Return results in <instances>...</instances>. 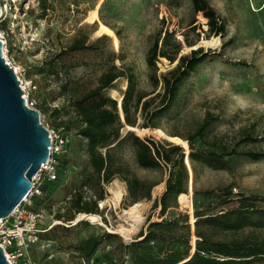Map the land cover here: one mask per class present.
Returning <instances> with one entry per match:
<instances>
[{"label":"rangeland","instance_id":"obj_1","mask_svg":"<svg viewBox=\"0 0 264 264\" xmlns=\"http://www.w3.org/2000/svg\"><path fill=\"white\" fill-rule=\"evenodd\" d=\"M207 1L225 25L223 37L208 36L206 20L200 13H192L191 0H46L49 9L40 23H35L27 17L19 19L13 34L2 36L0 31V37L6 41L8 60L20 70L19 76L36 87L30 97L36 102V110L40 112L43 124L54 129L52 111H60V119L67 120L68 111H72L68 108V101L78 99L94 89L100 75L108 69L109 63L124 75V78H119L113 83L112 90L108 87L104 92L118 104L127 87V74L133 78L135 92L145 95L144 100L161 93V86L153 91L148 80L146 52L158 31H173L177 40L187 39L189 42H195L193 48L183 45L181 55L202 48L204 52L211 54V60L199 66L184 82L175 105L154 121L157 129L149 131L148 128L143 131L140 126L144 120L138 112V127L135 128L134 134L156 143L181 145L183 153L187 154L189 144L184 140L209 113L214 117V121L207 129L208 143L232 146L249 135L260 139V142L254 145L242 144L238 150L264 153V0ZM36 15L38 12L33 13L32 17L35 18ZM193 26L196 29L194 32ZM85 35L88 36L87 46L95 44L102 37L104 39L96 45L95 50H83L56 58L75 37L82 38ZM229 41L233 42L228 44ZM53 61L59 71L56 78L35 74L36 69L48 71ZM156 66L157 75L160 76L174 65L159 59ZM63 86L67 87V92H63ZM112 91H116L119 96H113ZM155 106L156 102L152 104L150 111ZM119 115L121 118V113ZM127 132V126L123 127L120 131L121 137ZM173 134L179 135L183 140L170 137ZM178 142L180 144H174ZM207 142L195 139L194 150L209 151L211 144ZM116 157L127 164L137 178L160 182L152 190L151 201L138 203L142 220L133 230L130 240L120 234V228L131 229V222L125 215V211L131 207L125 184L115 178L110 184L104 185L106 196L101 209L102 220L89 223L94 226L92 230L96 232L104 231V226L107 225L111 233L121 237L125 244H129L146 228L148 219L151 222L160 220L158 209L153 210L152 203L163 193L167 173L165 170H140L135 164L132 148L127 143L117 149ZM233 161L232 168L226 171L197 165L193 175L188 158H185L184 164L189 177L185 195L188 199L183 200L181 205L178 202V209L168 211L163 219L169 220L178 213H186L192 233L193 213L202 202L201 198L193 196L194 191L231 187V193L236 197H264V159L253 161L248 158H236ZM56 183H59V187L53 193L54 202L48 209L42 207L45 215L42 229L49 225L65 226L63 220L57 221L55 218L59 208L60 213H63L61 207H64L67 199L66 192L60 185L61 179ZM113 189L123 191L119 203L112 200ZM52 190L48 187L47 191ZM236 199L225 207H210L209 213H219L237 207ZM80 219L88 221L87 218L77 216L73 223L75 224L76 220L81 221ZM250 233L251 229L245 228L234 234H219L217 239H244ZM85 235L86 232L80 233V236ZM259 237H264V231L259 233ZM193 241L194 237H191V245ZM42 246L43 249L33 251L35 264L75 263L70 252L53 246L51 242L43 241ZM99 255H105V251L102 250Z\"/></svg>","mask_w":264,"mask_h":264},{"label":"trees","instance_id":"obj_2","mask_svg":"<svg viewBox=\"0 0 264 264\" xmlns=\"http://www.w3.org/2000/svg\"><path fill=\"white\" fill-rule=\"evenodd\" d=\"M49 9L46 0H39V12L36 17L29 12V19L43 20ZM191 9L194 15L201 14L206 20L208 36L223 37L226 28L219 15L210 6L207 0H191ZM194 24V23H193ZM0 24V30H4ZM196 29L193 26L192 31ZM88 36L75 37L72 42L60 51L56 58L65 54L76 53L83 50H95V44L87 46ZM233 41H229L231 44ZM183 45L193 48L195 42L177 40L175 33L158 31L146 52V67L148 80L156 91L161 86V93L144 100L145 95L135 92L134 81L126 75L127 87L122 94L120 118L118 103L105 90H112L113 83L124 78L121 71L109 63L108 69L97 80V86L83 94L80 98L68 101L69 118L60 119V111L53 110L55 131L70 136L71 142L58 158L59 169L57 181L48 183L43 188V195L36 199L35 209L43 211L50 208L54 202L53 193L59 187L66 192V202L63 213L60 208L55 214L57 221L63 220V225L52 226L40 235L42 241L51 242L53 246L72 254L74 264H90L102 262L119 263L127 257L128 264H264V237L259 233L264 231V197L259 196H233L231 187L216 190H203L193 192L195 198L202 202L193 213V229L190 230L189 217L186 213H178L169 220L163 217L170 210L178 209V202L188 199L187 193L188 172L184 159L188 158L193 175L196 166L206 167L217 171L231 169L236 158H248L258 161L264 159V153L256 151H240L238 147L254 145L260 139L244 136L235 145L208 143L207 129L214 121V117L207 113L194 132L184 141L189 144V152L183 153L182 146L170 143H156L151 139H141L133 132H127L121 137L123 127L137 128L138 112L144 123L141 129H157L153 124L163 114L167 113L176 103L184 82L197 70L199 66L211 60V54L202 48L191 50L181 55ZM159 59L166 60L174 65L165 74L158 76L156 66ZM121 60V59H119ZM49 65L48 71L36 69L35 74L54 79L58 76V66ZM67 92V87H61ZM144 100V101H143ZM156 106L150 111L153 103ZM58 120V121H57ZM74 135H73V134ZM170 137H178L173 134ZM195 139L211 144L209 151L194 150ZM74 140V141H73ZM183 140V139H182ZM129 144L134 154L136 166L146 172L167 173L164 181V191L158 199L153 200L152 209H158L159 221L147 220L145 229H142L129 244H125L121 237L111 233L107 225L104 231H94L89 221H78L77 216L95 215L102 220V210L98 204L105 200L104 185L110 184L115 178L125 184L126 196L130 206L142 201H151L152 190L160 182L137 178L120 158L116 151L122 144ZM174 144H180L174 143ZM182 147V148H181ZM71 150V152H69ZM69 152V153H68ZM83 152V153H82ZM70 172L68 173V171ZM51 187L52 191H47ZM49 192V193H47ZM236 199L237 207L219 213H209L210 207H225ZM43 207V208H42ZM250 228L251 233L244 239H217V235L237 233ZM86 232L85 236L80 233ZM191 237H194L191 245ZM104 250L105 255L99 253Z\"/></svg>","mask_w":264,"mask_h":264},{"label":"water","instance_id":"obj_3","mask_svg":"<svg viewBox=\"0 0 264 264\" xmlns=\"http://www.w3.org/2000/svg\"><path fill=\"white\" fill-rule=\"evenodd\" d=\"M2 49L0 41V221L30 192V180L48 159L50 149L40 114L25 105L18 77L5 63ZM118 110L122 115L121 101ZM5 258L0 248V264H9Z\"/></svg>","mask_w":264,"mask_h":264},{"label":"built area","instance_id":"obj_4","mask_svg":"<svg viewBox=\"0 0 264 264\" xmlns=\"http://www.w3.org/2000/svg\"><path fill=\"white\" fill-rule=\"evenodd\" d=\"M38 10L39 0H0V24H4L5 26L3 31L0 30L2 36L13 34L15 26L20 20H23L25 17L28 18L27 14L29 12L37 13L39 12ZM41 21L36 20L35 23H40ZM0 41L3 45L2 53L5 63L11 67L18 77L25 105L28 108L36 110V102L30 97L36 90V87L19 76L20 70L15 68L8 60L5 39L0 37ZM41 124L48 131L50 140L49 157L31 178V190L27 196L7 219L0 221V248L9 264H35L33 251L38 248H44L40 235L48 231L51 226L49 225L45 229L41 228L44 224L45 215L43 211L35 209V201L43 195V188L46 184L57 181L58 158L71 142L70 136L62 135L59 131L57 132L45 126L43 119H41ZM102 205L103 202L98 204L100 210L102 209ZM98 218L101 220L100 217ZM71 224L73 225L74 223ZM127 262V257H124L119 263L91 262L90 264H128Z\"/></svg>","mask_w":264,"mask_h":264},{"label":"bare ground","instance_id":"obj_5","mask_svg":"<svg viewBox=\"0 0 264 264\" xmlns=\"http://www.w3.org/2000/svg\"><path fill=\"white\" fill-rule=\"evenodd\" d=\"M112 95L117 96L118 94L116 91H112ZM127 128H128V130H132V131L135 130V128H131V127H127ZM112 195H113V197H112L113 202L119 203L121 201L122 196H123V191H118V190L113 189ZM125 215H126L127 219H129V221L131 222L130 223L131 229L120 228V234H122L125 239L130 240V236L132 235L133 230L135 229V227H137L141 223V220H142V217L140 215V205L138 203L132 205L127 211H125ZM81 217L87 218L88 221H90V222L92 221L94 223H96L99 220V218L95 215H84Z\"/></svg>","mask_w":264,"mask_h":264}]
</instances>
